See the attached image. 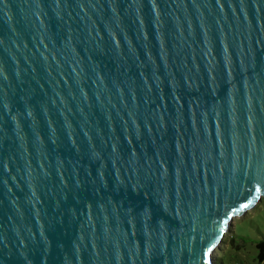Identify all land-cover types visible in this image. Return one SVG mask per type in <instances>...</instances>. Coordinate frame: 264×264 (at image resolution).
<instances>
[{
  "label": "water",
  "instance_id": "1",
  "mask_svg": "<svg viewBox=\"0 0 264 264\" xmlns=\"http://www.w3.org/2000/svg\"><path fill=\"white\" fill-rule=\"evenodd\" d=\"M261 197L264 0H0V264H212Z\"/></svg>",
  "mask_w": 264,
  "mask_h": 264
},
{
  "label": "rangeland",
  "instance_id": "2",
  "mask_svg": "<svg viewBox=\"0 0 264 264\" xmlns=\"http://www.w3.org/2000/svg\"><path fill=\"white\" fill-rule=\"evenodd\" d=\"M220 241L210 252L212 264H256L255 245L264 239V197L224 224Z\"/></svg>",
  "mask_w": 264,
  "mask_h": 264
},
{
  "label": "trees",
  "instance_id": "3",
  "mask_svg": "<svg viewBox=\"0 0 264 264\" xmlns=\"http://www.w3.org/2000/svg\"><path fill=\"white\" fill-rule=\"evenodd\" d=\"M254 245L256 251V256H255L256 264H264V239H260L256 241ZM236 264H240V263H236Z\"/></svg>",
  "mask_w": 264,
  "mask_h": 264
},
{
  "label": "snow or ice",
  "instance_id": "4",
  "mask_svg": "<svg viewBox=\"0 0 264 264\" xmlns=\"http://www.w3.org/2000/svg\"><path fill=\"white\" fill-rule=\"evenodd\" d=\"M242 207H247V205H242Z\"/></svg>",
  "mask_w": 264,
  "mask_h": 264
}]
</instances>
